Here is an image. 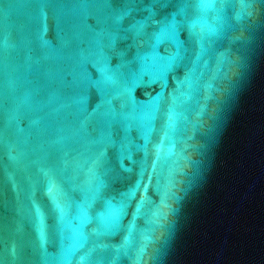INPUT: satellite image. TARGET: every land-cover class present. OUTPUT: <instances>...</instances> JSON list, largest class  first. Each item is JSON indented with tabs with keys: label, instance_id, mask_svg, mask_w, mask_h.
<instances>
[{
	"label": "water",
	"instance_id": "obj_1",
	"mask_svg": "<svg viewBox=\"0 0 264 264\" xmlns=\"http://www.w3.org/2000/svg\"><path fill=\"white\" fill-rule=\"evenodd\" d=\"M0 264H264V0H0Z\"/></svg>",
	"mask_w": 264,
	"mask_h": 264
},
{
	"label": "snow or ice",
	"instance_id": "obj_2",
	"mask_svg": "<svg viewBox=\"0 0 264 264\" xmlns=\"http://www.w3.org/2000/svg\"><path fill=\"white\" fill-rule=\"evenodd\" d=\"M169 27H170V22H166L164 26L160 28L159 35L163 36L168 31ZM105 80L110 82V78L108 77H105Z\"/></svg>",
	"mask_w": 264,
	"mask_h": 264
}]
</instances>
